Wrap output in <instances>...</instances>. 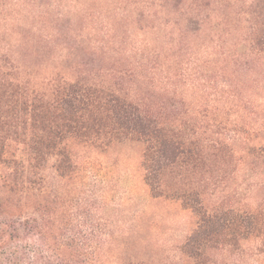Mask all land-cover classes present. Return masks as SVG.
Here are the masks:
<instances>
[{
    "label": "trees",
    "instance_id": "16d2710c",
    "mask_svg": "<svg viewBox=\"0 0 264 264\" xmlns=\"http://www.w3.org/2000/svg\"><path fill=\"white\" fill-rule=\"evenodd\" d=\"M126 141L196 218L153 264H264V0H0V264H148L98 160Z\"/></svg>",
    "mask_w": 264,
    "mask_h": 264
},
{
    "label": "rangeland",
    "instance_id": "374dc122",
    "mask_svg": "<svg viewBox=\"0 0 264 264\" xmlns=\"http://www.w3.org/2000/svg\"><path fill=\"white\" fill-rule=\"evenodd\" d=\"M142 151V144L126 141L111 147L98 160L104 168L102 178L110 180V200L119 205L116 217L120 225L137 240L146 242L137 258L153 264L184 241L195 228L196 218L180 201L150 197L140 167ZM204 203L210 208L214 198L207 197Z\"/></svg>",
    "mask_w": 264,
    "mask_h": 264
}]
</instances>
